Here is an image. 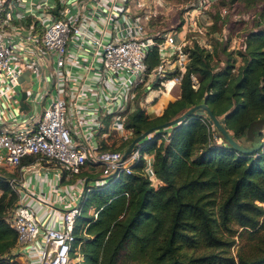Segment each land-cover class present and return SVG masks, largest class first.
Listing matches in <instances>:
<instances>
[{"label": "built area", "instance_id": "1", "mask_svg": "<svg viewBox=\"0 0 264 264\" xmlns=\"http://www.w3.org/2000/svg\"><path fill=\"white\" fill-rule=\"evenodd\" d=\"M133 1L0 0V167L17 170L16 175L6 177L16 197L14 206L5 215L16 233L12 252L27 264L75 263L77 257L70 258L69 249L83 192L90 187L99 186L118 173H130L139 160H142L139 173L151 185L156 182L151 154L139 150V141L122 156L123 148L94 146L93 134L108 135L113 131L119 136L125 130L119 138L129 139L123 118L137 105L147 112L151 100L143 98L145 92L154 87L158 93H167L174 85L178 87L190 59L183 50L192 43V37L187 40L186 34L198 30L193 11L206 13L215 0L192 2L185 12L184 33L179 42L177 33L148 32L146 21L153 13L143 16L145 20L139 18L136 12L141 6ZM159 5L166 7L160 0L152 5L153 10ZM103 12H107L105 17H101ZM111 20L117 23L110 26ZM126 20L134 21L135 25L128 27ZM93 21L98 23L94 31ZM14 36L17 41H13ZM86 42L92 44L91 57L82 54ZM152 49L157 50V63L146 71L144 58ZM72 50L75 55H71ZM76 64L83 68L78 76L68 72L66 66ZM24 71H27L26 88H22L23 79L19 80ZM190 77L195 88L196 80ZM74 78L78 80L76 85ZM103 82L107 83V91ZM121 88L131 93L118 94ZM23 89L27 109L19 110ZM70 105L74 126L67 123ZM76 127L80 129L74 138L71 132ZM151 135L152 131L143 138ZM263 140L261 135L260 141ZM85 165L100 168L98 177L84 181L78 189L70 187L73 200L67 201L63 194L57 198L54 186L78 174ZM41 169L51 172L45 182L44 197L34 190L30 193L24 182V177ZM31 197L42 199L51 207L55 204L61 207L56 210L58 219L54 226L44 227L36 220L33 209L26 204ZM91 214L95 216L93 210Z\"/></svg>", "mask_w": 264, "mask_h": 264}, {"label": "trees", "instance_id": "2", "mask_svg": "<svg viewBox=\"0 0 264 264\" xmlns=\"http://www.w3.org/2000/svg\"><path fill=\"white\" fill-rule=\"evenodd\" d=\"M183 50L190 59L173 100L157 115H147L138 105L126 113L123 127L130 136L121 148L201 102L240 145L255 121L253 135H264L259 131L264 119V26L250 30L240 50L229 52L216 68L214 50L196 42ZM144 63L146 71L156 65V49ZM168 130L165 137V129L154 130L137 144L151 154L154 185L139 173V160L130 173H118L83 192L69 249V257H77L74 264H118L122 254L125 264H264V140L239 152L206 115L194 112ZM213 135L220 141L215 143ZM99 148L108 146L101 141ZM14 200L0 177V264H22L12 252L16 233L5 215ZM242 232L249 234L247 250L231 254L233 236Z\"/></svg>", "mask_w": 264, "mask_h": 264}, {"label": "rangeland", "instance_id": "3", "mask_svg": "<svg viewBox=\"0 0 264 264\" xmlns=\"http://www.w3.org/2000/svg\"><path fill=\"white\" fill-rule=\"evenodd\" d=\"M166 4L165 6H158L153 10L152 5L156 3H160V0H134L138 5L141 6L140 9L137 10V16L139 18L145 20L143 16H147L153 13L150 19L146 21V29L149 32H160V33H178L182 30V25L185 22V12L189 9V6L192 4L194 0H161ZM135 6V5H134ZM14 9H18L15 7ZM196 15V22L198 26V30L190 31L186 34L187 40L189 37H192L191 41L200 42L201 44H205L209 47V51H215L214 58H212V63L214 67L221 65V60H225L227 54L230 52H238L240 50L241 45L244 42L245 35L255 28L256 26H264V0H215L210 9L206 13H198L197 9L193 11ZM116 14V13H114ZM107 12H103L101 17H105ZM97 16L99 21H102V18ZM13 20L15 17L12 18ZM117 23L116 20L112 21V24ZM128 27L135 25V22H131L130 20L125 21ZM98 25L97 21H93L91 24V29L94 31L96 26ZM118 25V24H117ZM181 34L176 35L180 36ZM18 37L14 36L13 41H17ZM191 43V44H192ZM93 53L91 42H86L82 54L84 57H91ZM235 56V55H234ZM214 59V60H213ZM239 59L236 58V61ZM104 78H106V74H104ZM28 86L25 84L22 88H26ZM103 89L106 90L107 83L103 82ZM154 88V87H153ZM176 88L177 86L173 87ZM126 92L130 94L131 91L125 90L121 88L118 90V94H122ZM169 96V97H168ZM172 97V96H171ZM170 89L166 93L165 97H162L161 103H164L166 99H170ZM149 109H147V112ZM145 111V113H147ZM151 115L150 112H148ZM165 129L166 136L168 134L169 127L163 128ZM125 130L120 133L124 134ZM119 133V136L121 135ZM129 134V133H128ZM119 136L110 131L108 136L109 144L107 145L110 149L121 148L124 142H127V138L120 140ZM130 136V134H129ZM213 138H216L213 135ZM214 140V141H215ZM129 143V142H128ZM126 143L123 149L128 144ZM215 143H217L215 141ZM254 147H259L261 142L258 141L253 144ZM106 146V145H105ZM96 171L94 175L99 174L100 168H94ZM5 172L3 167H0V173ZM4 175V173H3ZM12 204L7 207V210H11ZM10 208V209H9ZM90 214L92 213V209L88 210ZM8 213V212H7ZM7 213H5L7 215ZM239 229H237L238 231ZM249 234L242 232V234L238 237L236 235L233 236V244L230 246L231 254H235L238 249H241L242 253H245L247 246ZM123 253V252H122ZM127 258L124 254H122L118 259V264H125Z\"/></svg>", "mask_w": 264, "mask_h": 264}, {"label": "crops", "instance_id": "4", "mask_svg": "<svg viewBox=\"0 0 264 264\" xmlns=\"http://www.w3.org/2000/svg\"><path fill=\"white\" fill-rule=\"evenodd\" d=\"M183 33L184 32L181 30L176 35H178V34L183 35ZM176 39H177L176 41L179 42L181 39V36L180 37L177 36ZM70 53H71V55H75V52L73 50ZM82 63H80V64L83 65ZM80 64L66 65L68 72L73 73L74 76H78L79 74L83 73V68H82V66H80ZM76 78L73 79L74 80L73 85H76L78 82V80ZM87 82L88 81L86 78L85 83H87ZM173 87L170 89V97L173 96V92H172L174 90ZM165 96H166L165 92L158 93L157 90H155V88L147 90L145 92V94L143 95V98L146 101L151 100V103H149L147 106V109H149L148 112H150L152 115L159 114L161 112V110L166 106V104L169 101L173 100V99H166L164 103H161L160 99L162 97H165ZM72 113H73V109H72V106L70 105L67 108V117H68L67 123L70 126H74L73 117L70 116V114H72ZM80 115H82V112H80ZM259 123H260L259 131L262 132L264 130V119L260 120ZM257 124H258L257 121H255L252 123V125L250 127H248L249 129L245 131L246 135L242 137V144L248 145L250 147L255 143L257 137H255L253 135L254 132H252V131L255 129ZM79 129L76 127L75 130H72L71 135L74 138H76V135L78 134ZM81 129L83 132L86 131L85 130L86 127L85 128L82 127ZM93 135H94V141H93L94 146H99L101 141L106 146L109 144V141H108L109 135H104V134L101 135V134H96V133ZM94 168H98V167L92 166V165H85L79 171L78 174L73 175L70 179H68V180L62 179L61 182H59L58 184H56L54 186V189L56 191V192H54V194L57 196V198L60 194H63L64 196H62V197L64 199H66L67 201L73 200L74 196L72 195L71 191L69 190L70 187H76L78 189L79 186L82 185V183L84 181L93 180V179L97 178L99 174H97L96 176L94 175V173L96 172L94 170ZM3 169L5 172H2V174L0 173V177L5 178V180H6V177L13 176V175L17 174V170L14 167H5ZM3 173H4V175H3ZM48 175L49 176L51 175V172H49L48 169H41L39 171H32L29 175L24 177L25 187H27V189H29L30 193L34 190V192L37 195L44 197L45 196L44 193L46 191L45 182H47V179L49 177ZM67 185H68V189L66 188ZM65 189L67 190L66 193H65ZM27 199L28 200H26V204H28L33 209L34 214H35V218L40 223V225H42L44 227H51V226L55 225V222L58 219V214L56 213V210L61 209L60 206L55 204L54 205L55 208H54V207H51V205H46L44 203L45 201L42 202V199H36L33 197L27 198ZM12 206H14L13 203H12ZM12 206L10 208H12ZM16 258L20 262H22V264H27V262L25 260L24 261L22 260V258H20L18 256H16ZM31 264H33V263H31Z\"/></svg>", "mask_w": 264, "mask_h": 264}, {"label": "water", "instance_id": "5", "mask_svg": "<svg viewBox=\"0 0 264 264\" xmlns=\"http://www.w3.org/2000/svg\"><path fill=\"white\" fill-rule=\"evenodd\" d=\"M21 78L24 80H27V71H24L21 76L19 77V80H21ZM21 80V85L24 86L25 85V80L23 81ZM25 96L24 93V89L20 92V97H19V110L22 109H27V105L26 103L23 101V98ZM196 113V114H201V115H206L210 121L212 126L214 127V129H216V131H218L220 133V135L223 136V138L229 143V145L239 151V152H249L251 149H255L256 147H254L255 145L252 146H244V145H240L239 143H237L235 140H233V138L230 136L229 132L223 127V125L218 122L217 118L211 113V111L209 110V108L206 106L205 103L201 102V103H197L195 105H192L190 107H188L185 111H183L180 115L176 116L175 118L168 120L166 122H163L161 124L156 125L154 128H149L143 132H141L139 135L133 137L129 143L126 145V147L123 149L122 152V156H125L128 154V152L130 151V149L133 147V145L138 142L140 139H142L145 135H147L148 133H150L151 131L154 130H159V129H163L166 127H170L180 121H182L183 119L186 118L187 115H189L190 113ZM257 137L256 142L260 141V137ZM261 142V141H260Z\"/></svg>", "mask_w": 264, "mask_h": 264}, {"label": "bare ground", "instance_id": "6", "mask_svg": "<svg viewBox=\"0 0 264 264\" xmlns=\"http://www.w3.org/2000/svg\"><path fill=\"white\" fill-rule=\"evenodd\" d=\"M180 36L182 37V35H180ZM180 36H179V37H180Z\"/></svg>", "mask_w": 264, "mask_h": 264}]
</instances>
